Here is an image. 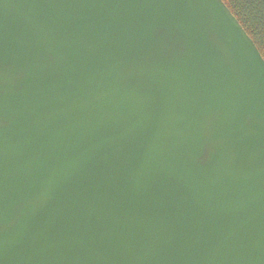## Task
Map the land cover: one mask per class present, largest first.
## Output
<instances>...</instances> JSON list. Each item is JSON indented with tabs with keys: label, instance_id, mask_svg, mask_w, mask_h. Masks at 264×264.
<instances>
[{
	"label": "water",
	"instance_id": "obj_1",
	"mask_svg": "<svg viewBox=\"0 0 264 264\" xmlns=\"http://www.w3.org/2000/svg\"><path fill=\"white\" fill-rule=\"evenodd\" d=\"M0 264H264V60L219 0H0Z\"/></svg>",
	"mask_w": 264,
	"mask_h": 264
},
{
	"label": "trees",
	"instance_id": "obj_2",
	"mask_svg": "<svg viewBox=\"0 0 264 264\" xmlns=\"http://www.w3.org/2000/svg\"><path fill=\"white\" fill-rule=\"evenodd\" d=\"M264 60V0H219Z\"/></svg>",
	"mask_w": 264,
	"mask_h": 264
}]
</instances>
